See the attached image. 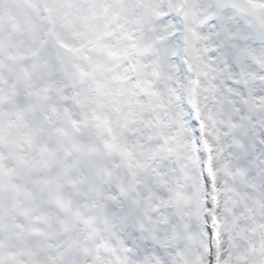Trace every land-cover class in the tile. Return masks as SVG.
<instances>
[{"label": "snow or ice", "instance_id": "6c2138e0", "mask_svg": "<svg viewBox=\"0 0 264 264\" xmlns=\"http://www.w3.org/2000/svg\"><path fill=\"white\" fill-rule=\"evenodd\" d=\"M0 264H264V0H0Z\"/></svg>", "mask_w": 264, "mask_h": 264}]
</instances>
